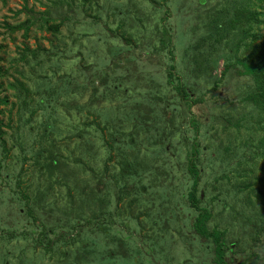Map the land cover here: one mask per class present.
<instances>
[{
    "label": "rangeland",
    "instance_id": "obj_1",
    "mask_svg": "<svg viewBox=\"0 0 264 264\" xmlns=\"http://www.w3.org/2000/svg\"><path fill=\"white\" fill-rule=\"evenodd\" d=\"M245 5L264 17V0H0V264H217L188 200L193 141L224 264H264L263 132L233 46L264 24L232 30Z\"/></svg>",
    "mask_w": 264,
    "mask_h": 264
},
{
    "label": "trees",
    "instance_id": "obj_2",
    "mask_svg": "<svg viewBox=\"0 0 264 264\" xmlns=\"http://www.w3.org/2000/svg\"><path fill=\"white\" fill-rule=\"evenodd\" d=\"M247 3V2H246ZM263 13L258 10V6L252 7V6H242L239 11L237 10V13L235 15V20L231 24V29L236 30V25L239 24H244L246 21L249 23L250 26H252V22H257L264 24V17L262 16ZM42 20L44 21V28L47 30L51 31L52 33H56L60 31V26L61 22H52L49 18V16L46 15L45 12L40 14ZM262 16L263 18H261ZM218 22V21H217ZM222 24V23H220ZM219 26L216 24L214 27L217 30H220L222 28V25ZM29 24L24 22L18 25L17 27H26L28 29ZM243 27L241 28V35L244 36V31ZM251 30V28H250ZM248 31V35L252 36V40L250 42H247L245 40L238 39L239 42L235 41L233 46L237 50L240 46V44L243 43V49H244V54L241 57H237L236 62H238L242 67L243 70L241 71L242 74L249 75L252 79V85L250 90L248 91L246 95V100H248L251 104H253L258 113L259 117L257 120V124L260 128V130L263 132V136L259 140V146L264 148V34H260L259 32H252ZM253 30V29H252ZM236 34V32H234ZM242 41V42H240ZM198 65L199 69L203 71V73H207L208 71H212L210 68L214 66L213 62L211 61V56L210 55H202L201 58L198 60ZM226 67H229V63L227 64ZM173 70V69H171ZM3 74V70L0 67V75ZM223 75V71H221V75ZM169 77L171 78L168 80L169 82L173 81L172 78L173 72L169 73ZM220 78V77H219ZM1 85V84H0ZM10 85L13 86V83ZM26 91L28 92V88L25 87ZM178 94L180 95L181 99L186 104H189L192 106L195 104L198 100L197 98L192 99L194 95V90L190 89V87H186L181 81L177 83L175 86ZM8 98L6 96H2L0 98V143L2 147V152H6L8 149L7 142L5 138L3 137V134H5V129H4V119L2 117V114H4L5 108L3 107V104H7ZM11 110V108H10ZM88 123V122H87ZM91 124L94 125H99V128L103 131L105 128H109L110 125H108L107 122H102L101 121H94ZM107 124V125H106ZM112 124V123H111ZM116 138V137H115ZM107 145H113V143H116V140L112 143L108 139H106ZM112 143V144H111ZM55 146V144H51ZM57 147V146H56ZM50 149H48V153L50 156H46L50 160L51 158H54V150L52 147L49 146ZM200 148L199 144L196 141H193L191 144V149L189 150L188 153V172L190 173L191 177L193 178V182L191 184L190 190L188 192V200L193 208H195L198 211V214L195 218V221L193 223L195 231L203 236L206 239H209L212 241L214 244V249H215V254H216V263L217 264H224L225 263V257H226V251H227V245L225 242V237H224V232L216 227L210 228L209 227V221L212 217L211 211L207 207H203L200 205V199L201 196L198 192L199 189V180H200V168L197 166L196 162L199 159L198 157L200 156ZM109 155V154H108ZM108 162L105 164V169L108 171L109 170V163H118L119 161L117 158L114 157V154H110L107 158ZM39 160V159H38ZM49 160V161H50ZM39 161H37V164ZM123 169L127 170L126 167ZM128 172V171H127ZM124 175V174H123ZM126 175V174H125ZM118 180V178L116 179ZM262 180V179H261ZM250 181H246L245 184L250 185ZM264 186V181L262 182ZM251 188L252 186H248ZM69 197H72L71 191L68 193ZM61 196V194H60ZM257 196H261V192H257ZM69 203V202H68ZM158 264V263H157Z\"/></svg>",
    "mask_w": 264,
    "mask_h": 264
}]
</instances>
